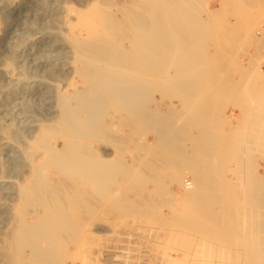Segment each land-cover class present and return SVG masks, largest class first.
<instances>
[{
  "label": "bare ground",
  "instance_id": "1",
  "mask_svg": "<svg viewBox=\"0 0 264 264\" xmlns=\"http://www.w3.org/2000/svg\"><path fill=\"white\" fill-rule=\"evenodd\" d=\"M191 3V0H136L130 1L128 5L123 4L121 7L116 8L111 3L107 6L105 4L100 6L101 4L98 5L90 1L82 10L72 8L71 5V7H66V11L68 10L67 15H75V21L66 18L68 23L66 24L70 30L68 33L71 34L70 40L73 41L71 47L73 46L75 50V59L72 63L74 68L71 75L66 79L65 86H57L56 102L51 105L54 112L48 119L51 122L41 127V133L36 135L35 139L31 140L32 138H29L31 144L26 158L28 163L25 162L24 165H20L23 170L22 175H16L17 178L14 181L19 191L21 189L26 192V196L24 194L22 198L19 197L20 199L17 197V200L28 202L33 206L34 203L32 202L36 200L38 205L42 207L41 209L31 207V211H27V214H29L26 215L31 220L30 223L32 221L35 223L43 222L48 225L46 226V233H43L41 237V239H44V247L43 244L41 246L40 243L31 242V255L35 260L33 262H36L35 264H74L77 261L79 264H141L139 260L144 259L143 256L146 255H139L138 251L136 252L133 249L136 248L134 240H147L145 237L153 236V238H148V243H151V241L153 243L152 246L148 245L152 250L154 247H161L167 237L169 227L165 226L153 227L148 225L144 228L137 227L131 232L125 230L126 228L123 230L127 232L119 229L117 234L113 233L116 235L113 238H107L109 233L106 232L103 226H97L94 229L89 226L88 229L85 228L87 231L85 229L82 231L83 228L79 224L89 225L92 223L91 225H94L99 223L98 220H89L88 212L90 209L86 213L88 216L81 215L80 208L83 205L82 208L87 207L86 209L91 208L88 205L94 208L101 207V213L104 216L110 215L107 206L115 209L119 207L120 211L117 210L118 216H132L129 217L130 221L124 223L128 225L127 222L163 223L168 225L171 221L169 219L175 218L174 220H176L179 216L174 208L176 204L180 205L182 209L185 208V210H181L185 213L182 218H190L189 221L185 220L188 222L192 221L191 219H194L195 216L204 218L202 220L205 221V217L219 218L223 215L236 216L239 214L238 209H230L231 211L227 212L221 210L222 212H219L213 208V205L210 208L209 203L207 204L210 200H216L217 203L218 200H221V202L228 201V198L225 197L226 194L223 195L225 192L223 184L226 182H219L223 187H215L213 170L209 171V161L213 158V154L221 149L219 148L220 144L226 142L223 136L224 133H220L221 130L219 133L210 130L211 122L207 120L208 118H205L204 111L208 103L217 104L221 101L223 103L225 95L233 89L229 84L221 85L218 78L214 77L209 84H203L201 90L193 91L192 88L187 90L186 88L191 86L189 83H185L184 79L194 76L192 74L196 71L195 62L197 60L195 59L197 57L189 59V51L186 50L180 53L179 56L177 55V59L176 54L171 52L173 46H175L173 43L174 38H176L175 35L178 34V37L185 39L182 32L174 33V16L178 18V16L189 14L192 7L197 8L195 6L190 8ZM260 12L263 16L264 6ZM191 24L193 25L192 21ZM179 39L181 40V38ZM170 56L176 57V59ZM251 70L252 67L249 63L243 67L244 73ZM179 80L180 82H178ZM150 81L155 83L150 84ZM176 88L178 91H175ZM168 90L169 92H167ZM205 92H211L212 94L204 95ZM155 96L165 97L169 102L163 107H151V103L157 101ZM174 97L180 99L181 107L172 103ZM194 101L195 103L197 101L195 108L193 107L195 105ZM156 112L164 114L163 120H158ZM177 112L178 114L181 112L183 117L175 116ZM261 118H255L253 124H257ZM124 121H127L126 124L130 127L128 133H124ZM177 127L180 129L176 130ZM137 129H141L144 133L138 135ZM148 134L152 135L151 141L146 138ZM106 143H113L114 149L110 146L114 150H112L113 152L108 153L106 151ZM211 145L214 146V151H212ZM217 146L219 149H217ZM40 149L43 150L40 151ZM127 155L131 156V160L127 158ZM140 160H147L149 170L151 169L152 172L154 170L156 174L165 176L164 179L167 183L170 181L179 186L180 192L173 193V201H176V203L175 205L172 203L171 207L174 210H161L159 208L161 205L155 203L154 197L156 196H149L150 193L148 192L146 194V188V191L142 194L140 186L137 188L135 186L136 189H129V187H127L128 189H122L123 187L119 185L118 187L121 188L109 187L111 182L106 183L107 178H109L108 174L113 169L125 170L128 168L126 170L130 172V168L132 169L136 165L140 166ZM112 161L115 164L111 165ZM186 170L187 172L189 170L190 176L186 175ZM118 171L120 172V170ZM129 172L124 173L127 179L128 175L130 177L132 175ZM134 172H136L135 175L141 173L136 170ZM118 173L115 172V178L116 174L118 177ZM133 175L131 178H133ZM50 176L52 178L56 177V181H53ZM111 176L114 180V175ZM127 179L126 182L130 180L127 181ZM115 180L112 182H115L114 185L117 186L118 183L116 184V182H119V180L117 178ZM139 181L135 182L138 183ZM149 181L153 182L154 180ZM250 185V189L244 187V191L242 190L243 193L247 191L245 196L239 193L240 198L244 196V200L251 201L250 204L244 203L242 206V204L234 205L226 202V204L221 203L220 206L223 209L227 207H240V210L243 207L251 208L250 211L246 210L249 213L248 215L252 217L251 222L264 223V179L257 182L252 181ZM166 189H168V186ZM250 190L252 194H248ZM215 192L220 193H216L218 194L217 198H215ZM240 198H238V201L243 200H240ZM166 205L169 207V201L162 207ZM91 211H94V209ZM241 211L243 212V210ZM74 213L77 218H81L78 223L74 220L75 218L72 219ZM93 215L95 216V214ZM16 217L15 220L18 219ZM97 217L96 213L94 219H98ZM259 217H262L263 220L258 219ZM209 218H206V220ZM214 220H212L213 223L216 222ZM105 221H103V224H106ZM195 221L198 223L197 219ZM195 221L193 220L191 223H196ZM119 222L117 221V223ZM210 222L211 219L208 224ZM65 223L73 225L69 227L72 232L82 233V235L86 232L88 236L85 239L65 237L64 234L62 236L64 230L60 227V224ZM194 223L193 225H198ZM199 227L203 228L202 225ZM183 228L185 227L183 226ZM194 228L195 226L192 227V230L198 232ZM256 228L262 229L260 226ZM114 229L113 231H115ZM258 229H255L254 232L260 239V237H264V230L258 232ZM24 240L27 239L24 238ZM53 241L57 243L55 244ZM19 242L17 240L16 243ZM125 243H127V246L124 245ZM91 244L95 247L98 245L103 246H99L100 249L98 248L91 253L92 257L90 259H86L83 257L85 254L84 246L87 245L86 248L94 249L90 247ZM139 245L137 247H141ZM14 246V249H16V245ZM142 248H145V246H142ZM138 249L140 252L142 251L140 248ZM249 249H251V253H249L252 255L250 262L252 264H264V244L255 242L249 245ZM111 252L116 254L112 257L111 254L109 257ZM150 256L147 262H143L144 264L163 263L162 260V262L160 260L156 262V256L155 260L151 259L153 255L151 258ZM18 264L33 263L31 258H23L22 256Z\"/></svg>",
  "mask_w": 264,
  "mask_h": 264
},
{
  "label": "rangeland",
  "instance_id": "2",
  "mask_svg": "<svg viewBox=\"0 0 264 264\" xmlns=\"http://www.w3.org/2000/svg\"><path fill=\"white\" fill-rule=\"evenodd\" d=\"M90 1L98 5L101 4L100 6H104V4L107 6L111 3L114 7L118 8L123 4L128 5L130 1L136 0H0V180H3L2 182L0 181V264H18L22 256L23 258H31V262L35 264L36 262H33L35 260L31 255V242L40 243L41 246L44 243V239H41V237L43 233H46L47 223H35L33 221L30 223L31 220L27 217L29 214H27V211L30 212L31 207L38 209L42 207L38 205L36 200L32 202L34 206L33 204L30 205L28 202L17 200V197L22 198L24 194L26 196V192L21 189L19 191L14 181L17 178L15 177L16 175H22L23 170L20 165H24L25 162L28 163V159L26 158L28 156L27 152L29 151L31 140L35 139V136L41 133L40 129L43 125L51 122L48 119L54 112V108H52L51 105L56 102L57 86H65V81L71 75L74 68V64L72 63H74L75 59V50L73 46L71 47L73 41L70 40L71 34L68 33L70 30L68 29L66 18L75 21V15H67L68 10L66 11V7L72 6V8L74 7L82 10ZM191 2L190 8L192 6L197 8L192 7L189 14L178 16V18L174 16V26L172 25L175 29L174 33L177 34L182 32L185 39L178 37V34L175 35L176 38H174V41L176 42L173 41L175 46H173L171 52L176 54L177 59L180 53L186 50L189 51V59H195L197 57L195 59L197 60L195 62L196 71L192 74L194 76L189 77V79H184L185 83H189L191 86L186 88L187 90H191V88L193 91L201 90V86L212 82L211 80L214 77L218 78L221 85L229 84L233 89L225 95L224 104L222 101L217 104L208 103L204 111L205 118H208L207 120L211 122L210 130L216 133H219L221 130L220 133H224L223 136L226 142L220 144L219 148L221 149L213 154V158L209 161V171L213 170L215 187H223L219 182H226L223 184L225 187L223 195L226 194L227 196L225 195V197L228 198V201L225 202L218 200L216 203V200H210L207 204L209 203L208 205L210 208H212L213 205V208L219 212L221 210L227 212L238 209L239 217L238 215H225L226 218L223 215V217L221 216L222 218L219 217L221 219L214 217L215 220L212 217H205L204 221L202 220L204 218H197V216H195L194 219L191 220L195 221V219H197L198 223L196 221V223H193L198 225H193V223H191L192 221L188 222L190 218H182V215H185V213L182 212L185 208L182 209L180 205L176 204L174 208L179 214L177 217L178 219H169L175 222L169 221L168 225L163 223L141 224L127 222L129 223L128 225L124 223L130 221L132 216H125L126 218L124 216H118V211H120L119 207L115 209L113 207L111 208V206H107L111 216H104L101 213V207L94 208L88 205V207L91 208L86 209L87 207L82 208L83 205L80 208L81 215H89V220H98L99 223H95L94 225H91L92 223L89 225L79 224V226L83 228L82 231H84L85 228L88 229L89 226L90 228L92 227V229L97 226H103L106 232L108 231L109 233H105L107 236L109 235L107 238L115 237L116 235L114 234H117L119 229L124 231V228H126L125 230L128 232L129 230L131 232L137 229V227L144 228L148 225L153 227H169V231L166 235L167 237L161 245V247L163 246L162 248L154 247L156 249H150L151 247L149 246L153 244L152 241L148 243L150 237L153 238V236L150 235H146L147 237L145 238L147 240H134V242H136V248H140L142 251L140 252L139 249L137 250L136 248L133 249H135L136 252L138 251L137 253L139 255H146L143 256L144 259L139 260L141 264L147 262L150 255H153L152 258L150 256L153 260H155L156 256V262L162 260V264H170L171 261V264H252L250 262L252 255L250 254L251 249H249V245L255 242L257 244H261V242L264 244V237H260V240L257 237L258 235L254 232L255 229H258L256 227L259 226L262 229L259 228L258 232L259 230H264V223L251 222L252 217L247 213L251 208L247 209V207H243L241 208V210H243L242 212L240 207H224L225 209H223L220 204H226V202L227 204L234 205L242 204V206L244 203L250 204L251 201L249 202L243 198L247 194V191L243 193L244 187L250 189L249 187L252 181L257 182L264 179V15L262 16L260 12L261 8L264 6V0H191ZM179 38H181V40ZM186 45L187 47H185ZM172 56L170 57L176 59V57ZM248 63L250 67H252V70L244 73L243 67ZM178 82H180V80ZM149 83L152 84L153 81ZM175 91H178V89L176 88ZM167 92H169V90ZM205 94L209 95L212 93L205 92L204 95ZM155 99L157 101L151 103V107H163L169 102L168 99L162 96H155ZM172 103L178 107L182 106L180 99L175 97L172 99ZM196 103L194 101L195 105H193V107L197 105ZM181 114V112L179 114L177 112L175 116L181 117ZM156 115L158 120H163L164 114L156 112ZM257 117L262 118L257 124H253V120ZM126 123L127 121H124V133H128L130 130L129 125ZM124 127L127 128L125 129ZM178 128L179 127H177L176 130ZM137 133L139 135L144 132L141 131V129H137ZM29 138L32 139L30 140ZM146 138L151 141L152 135L148 134ZM106 145L105 149L108 153L114 151L113 143H106ZM213 147L214 146L211 145L212 151H214ZM219 148L217 146V149ZM42 150L43 149H40V151ZM24 151H26V154ZM127 158L131 160V156L129 157L127 155ZM147 163V160H140V166L136 165V169V166L132 167V169L130 168L131 171L133 170L132 172L126 170L128 168L125 169L126 171L119 168H115L116 171L115 169H113L114 171L110 170L111 172L108 174V177L111 179L107 178L106 183L108 184L111 182L112 186L110 185L109 187H118L119 185L123 187L122 189H128L127 187H129V189H136L140 186L139 188L142 189V194L147 190L146 194L148 192L150 193L148 194L149 196H156L154 197L156 200L155 203L161 205L159 206L161 210H174L171 207L172 203H174V205L176 203V201H173V193L180 192L179 186L170 181L167 183L164 179L165 176H160L156 174L154 170L153 172L151 169L149 170L147 167L149 164ZM110 164L113 165L115 163L112 161ZM217 167H219V169H217ZM118 170H120V172ZM134 170L141 172V175L139 173L135 175L134 173L136 172H134ZM217 171L219 172L215 174ZM115 172H119L118 177L116 174V178L119 180V182H116V184L118 183L117 186L114 185L115 182H112L116 179ZM125 172L132 173V175L134 174L133 178H131L132 175L131 177L128 175L127 179V176L124 174ZM185 172L187 176H190L188 173L189 170ZM111 175H114V180H112ZM120 176H122V180ZM215 176L218 179H216ZM50 178L53 179V181L57 179L51 176ZM125 178L127 181L130 180L126 182ZM155 179L157 180L155 181ZM134 180L141 181L136 183ZM149 180L154 181L152 182ZM145 182L147 183L145 184ZM166 185L168 189H166ZM135 186L136 188H134ZM229 188L231 189L230 193L228 192ZM216 193L220 194L219 192H215V194ZM239 193L244 196L240 198ZM249 193L252 194V191L250 190L248 194ZM215 194L213 193V195ZM218 194L214 197L217 198ZM237 195H239L238 198H240V200H243L238 201V198L235 200ZM168 201L169 207L168 205L162 207V205L167 204ZM92 209H94V211H91ZM113 209L114 211L112 212ZM87 211H89L88 215L86 214ZM95 212L97 213L98 219H94V217H96ZM92 213L95 214V216ZM15 217L20 220L16 219V221ZM206 218L209 219L206 220ZM260 218L263 220L262 217L258 219ZM72 219L76 220V223L81 221V218H77L75 213ZM210 219L211 222L208 224ZM229 219L231 220L230 222L228 221ZM212 220L216 222L213 223ZM103 221H105L106 224H103ZM117 221L120 222L117 223ZM100 222L102 223L100 224ZM182 225L185 228H183ZM201 225L203 228L199 227ZM71 226L73 225L68 223L60 224V227L64 230L61 235L63 236L64 234L65 237L72 238L76 237L75 239H77V237L78 239H85V237L88 236L86 232L83 233V235L82 233L72 232V230H69ZM194 226L198 232L192 230ZM87 229L85 230L87 231ZM113 229L115 231H113ZM207 229L210 230L208 231ZM35 235L37 238L34 237ZM23 237L27 240H24ZM17 240L20 242L16 243ZM22 241H25L27 244L25 242L21 243ZM137 241L141 244L139 245ZM53 242L55 244L57 243L56 241ZM109 242L111 244L110 240ZM13 244L16 245V249H14L15 246ZM124 245L127 246V243ZM137 245L141 247L145 246V248L141 249V247H137ZM99 246L100 245L95 247L91 244L90 247L94 249H88L86 248L87 245H85V248L83 247L85 249L83 257L90 259V257H92L91 253L95 252L98 248L100 249L103 245ZM135 251L133 252L136 253ZM114 254L116 253L111 252L109 257L110 255L112 257ZM75 263L79 264L78 261Z\"/></svg>",
  "mask_w": 264,
  "mask_h": 264
}]
</instances>
